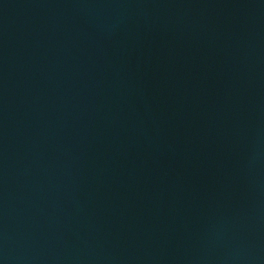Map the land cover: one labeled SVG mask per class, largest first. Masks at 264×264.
Masks as SVG:
<instances>
[{
    "label": "water",
    "instance_id": "water-1",
    "mask_svg": "<svg viewBox=\"0 0 264 264\" xmlns=\"http://www.w3.org/2000/svg\"><path fill=\"white\" fill-rule=\"evenodd\" d=\"M0 264H264V0H0Z\"/></svg>",
    "mask_w": 264,
    "mask_h": 264
}]
</instances>
